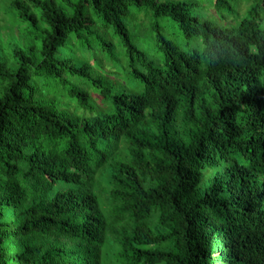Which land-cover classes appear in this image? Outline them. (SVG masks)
Listing matches in <instances>:
<instances>
[{
	"label": "trees",
	"instance_id": "trees-1",
	"mask_svg": "<svg viewBox=\"0 0 264 264\" xmlns=\"http://www.w3.org/2000/svg\"><path fill=\"white\" fill-rule=\"evenodd\" d=\"M254 1L224 28L188 0H8L27 26L0 56V264H264ZM131 8L173 21L188 49L156 23L151 57Z\"/></svg>",
	"mask_w": 264,
	"mask_h": 264
},
{
	"label": "rangeland",
	"instance_id": "rangeland-1",
	"mask_svg": "<svg viewBox=\"0 0 264 264\" xmlns=\"http://www.w3.org/2000/svg\"><path fill=\"white\" fill-rule=\"evenodd\" d=\"M188 1L196 3V6L193 8V12L198 17H200L201 20L211 19L216 24L224 28L233 23L235 24V26H237L241 19L246 17L251 5L255 4L254 0H233L232 10H218L215 5V0ZM241 5L242 8L240 10ZM8 6V0H0V17L2 18V22H0L1 57L2 55L9 56V49L12 46L11 42L13 40V37L20 35L22 25L27 26L26 24H23V22L19 19L17 13L8 11ZM239 12L241 13V16L239 15ZM156 23H159L163 32L169 39L177 42L183 50H186L187 44L191 41V39H186L180 33L177 25L173 21L167 18L154 19L152 15L148 14L146 10L136 11L134 8H131L130 16L126 20V24L130 27L131 33L133 35L134 42L138 45H143L150 56L153 58L160 57V55H158L159 47L155 43L156 34L153 31V26ZM105 36L108 41L114 43L116 48L118 60L113 63L115 70L118 71L122 83L129 84L128 82L131 78L129 74V68L123 67L128 62L123 45L112 30L107 31ZM92 51L97 54V62L100 61V59L104 60L106 58L103 55L102 48L99 45H94ZM72 80L75 79L72 78ZM130 86H132V84H130Z\"/></svg>",
	"mask_w": 264,
	"mask_h": 264
}]
</instances>
